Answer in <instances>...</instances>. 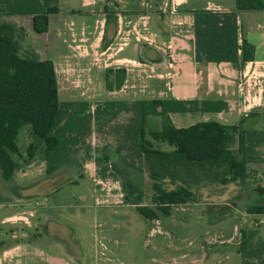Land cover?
<instances>
[{
    "label": "rangeland",
    "instance_id": "374dc122",
    "mask_svg": "<svg viewBox=\"0 0 264 264\" xmlns=\"http://www.w3.org/2000/svg\"><path fill=\"white\" fill-rule=\"evenodd\" d=\"M57 1L58 13L49 16L46 33H35L29 16H0V23L16 26L20 55L34 53L38 58L54 62L61 102H88L93 108L110 98L133 102L136 98L134 94L108 93L104 79V70L107 69L99 67L105 62L100 61L97 66L94 57L78 59L72 49L75 44L70 32L58 23H84L88 27L87 23L92 25L95 20L106 17L108 21L110 14L117 13L113 0H97L94 8L84 7L85 0ZM169 1L165 0L167 7ZM190 1L189 5L195 3L199 7L210 2L235 9V0ZM142 3L152 6L153 0H123L119 9L138 10L143 7L140 6ZM95 10L97 12L90 15L89 11ZM238 17L241 33H250L257 45L261 42L264 45V11L241 12ZM188 25V20H185L184 26ZM261 32L262 38L259 36ZM96 36L97 33L92 41L88 39V45ZM89 37L91 35L84 34L83 38ZM262 54L264 46L258 48L261 62L264 61ZM167 82L168 88L172 84L174 90L177 89L179 82ZM254 91L256 88L252 87L251 93ZM167 93L166 98L170 99L171 92ZM138 97L145 100L151 94L145 92ZM244 104L240 112L236 108L220 114H174L171 115L172 124L179 128L201 122L238 125L240 113L251 112L248 104ZM132 116L126 111L109 110L90 124V131L75 156L84 165L82 170L73 163L56 177L49 178L44 162L35 158L31 165L14 174L16 183L5 185L9 200H0V240L4 242L0 249V263L242 264L238 253L240 231L256 229L258 236L264 240V215H248L245 212L248 204L261 201L258 196L264 195V116L257 126L243 127L247 131L245 146L249 150L246 160L250 175L244 185L237 188L231 186L220 197L214 194L215 191L204 190L198 203L173 206L170 216L160 217L157 221L143 218L134 205L123 201L116 177L102 180L96 173V159L99 166L107 168L108 172L109 165L115 163L122 166L121 156L131 154V150L126 148L130 143L127 131L133 124ZM161 124V118L149 117L146 130H159ZM32 141L30 127L24 126L17 140L21 157H14L20 164L27 158L26 149ZM160 149L171 150L166 144H161ZM86 153L90 160L83 161ZM134 164L129 172L133 184L142 194L139 202L149 204L150 181L142 163L136 160ZM81 174L82 177H79ZM209 188L211 190L212 187ZM238 190L240 197L234 198L231 194ZM11 216L15 219L11 220ZM22 232H30L29 241L12 239V233L20 239Z\"/></svg>",
    "mask_w": 264,
    "mask_h": 264
},
{
    "label": "trees",
    "instance_id": "16d2710c",
    "mask_svg": "<svg viewBox=\"0 0 264 264\" xmlns=\"http://www.w3.org/2000/svg\"><path fill=\"white\" fill-rule=\"evenodd\" d=\"M57 3V0H0V16H29L33 31L42 34L48 31L49 16L58 13ZM261 11L264 0H235V9L231 11H192L194 61L228 63L241 71L254 59V47L241 37L238 16L241 12ZM15 28L14 24L0 23V175L3 180L11 181L17 171L35 158L44 162L49 178L73 163L82 170L84 165L75 158L79 146L84 143L90 124L109 110L133 114V124L127 131L130 143L126 148L131 154L121 156L122 166L109 165L108 172L96 159L97 177L102 180L116 177L123 201L134 205L143 218L157 221L170 216L173 206L198 203L204 190L215 191L220 197L225 195L224 190L242 186L248 180L249 150L242 123L226 126L201 122L176 128L169 117L170 114L221 113L227 110L224 101L173 98L130 103L106 101L94 108L88 102H61L53 61L41 60L34 53L21 56ZM104 79L107 91H119L126 71L109 68ZM149 117L161 118L159 130H146ZM27 125L33 141L26 149L27 158L20 164L14 158L21 157L17 140ZM161 144L171 150H161ZM134 158L142 163L150 181L149 204L139 202L142 194L130 177L129 169L136 165ZM88 160L90 156L86 153L83 161ZM239 194L240 190L231 195L239 198ZM258 198L261 201L245 207L248 215H264L261 199L264 195ZM240 238L238 253L242 264H264V240L258 231L242 229Z\"/></svg>",
    "mask_w": 264,
    "mask_h": 264
},
{
    "label": "crops",
    "instance_id": "0c3cea01",
    "mask_svg": "<svg viewBox=\"0 0 264 264\" xmlns=\"http://www.w3.org/2000/svg\"><path fill=\"white\" fill-rule=\"evenodd\" d=\"M113 2L117 13L110 14L108 21L105 17L93 21L92 25L87 23L88 27L84 23L66 24L58 21L60 27L70 32L72 43L75 44L72 49L77 53L78 59H84L86 56L94 57L97 66L98 62H105L104 66H99L101 69H125L126 79L123 87L119 91H108L109 94L116 92L134 94L136 96L134 101L144 100L138 96L145 92L151 94L149 99H168L165 94L171 92L170 98L177 100H222L227 104V110L224 111L227 113L236 108L240 112L246 103L251 112L240 113V123L242 127L257 126L264 116V86H262L264 61L261 62L262 59H259L258 55V48L264 46L262 42L257 45L251 39L250 33L245 35L241 33V37L254 47V59L246 63L241 71L228 63L203 64L194 61L192 11H230L231 9L210 2L203 7L195 3L189 5L190 0H170L167 7L165 0H153L152 6L140 4L145 9L142 7L138 10H120L123 0H113ZM97 3V0H85L83 6L94 8ZM89 12L91 15L97 11ZM185 20L189 22L188 27L184 26ZM238 22L242 28L239 17ZM97 29L99 31L96 32ZM96 33L95 40L88 45V39L92 41ZM84 34L91 37L84 39ZM259 36L262 38L263 33L261 32ZM173 80L179 82L176 90L172 84L168 88L167 81L173 82ZM240 81L245 85L243 93L239 92ZM251 85L256 88L252 93ZM105 101L125 100L110 98ZM171 115L174 114L169 115L172 122ZM33 162L34 160L25 167ZM13 179L5 181L0 175V200H9L10 197L5 194V185L10 182L14 185L16 180ZM14 219L15 217L11 216V220ZM29 234L30 232H22L19 239L12 233V239L27 242L30 239ZM3 244L4 242L0 240V249Z\"/></svg>",
    "mask_w": 264,
    "mask_h": 264
},
{
    "label": "built area",
    "instance_id": "2783aa9c",
    "mask_svg": "<svg viewBox=\"0 0 264 264\" xmlns=\"http://www.w3.org/2000/svg\"><path fill=\"white\" fill-rule=\"evenodd\" d=\"M238 87H239V92H240V93H243L244 90H243V84H242V81L239 82Z\"/></svg>",
    "mask_w": 264,
    "mask_h": 264
}]
</instances>
